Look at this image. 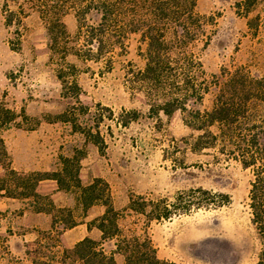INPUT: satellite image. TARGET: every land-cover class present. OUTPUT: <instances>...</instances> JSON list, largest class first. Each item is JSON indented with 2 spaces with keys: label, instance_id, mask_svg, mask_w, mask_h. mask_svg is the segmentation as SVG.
<instances>
[{
  "label": "rangeland",
  "instance_id": "obj_1",
  "mask_svg": "<svg viewBox=\"0 0 264 264\" xmlns=\"http://www.w3.org/2000/svg\"><path fill=\"white\" fill-rule=\"evenodd\" d=\"M237 1L197 0V10L213 16V23L206 26L207 37L192 46L208 80L220 76L223 68L239 66L264 75V1L248 15L237 9ZM19 2L23 0H8L10 10L18 11ZM3 3L0 0V104L17 113L16 120L3 129L4 138L14 129L36 130L37 140L58 148L56 166L47 172H61L72 192L76 187L63 170L61 157L77 164L76 158L95 154L103 176L98 178L109 186L124 232L147 233L160 258L178 264H254L259 240L249 208L251 169L209 146L207 136L200 140L205 132L190 127L181 111L150 112L145 93L132 81V71L142 69L146 61L141 35L130 33L123 48L85 60L74 54L82 41L76 38L78 23L72 10L63 17L68 36L53 52L46 22L37 10L18 11L16 23L8 26ZM251 18L256 19L254 27L248 24ZM13 44L18 48L13 49ZM59 74L77 81L79 88L63 85ZM214 92L211 85L202 103L190 107L210 110ZM133 112L137 117L123 125ZM209 129L216 131L215 126ZM95 139L103 142L101 147ZM131 196L139 202L142 196L148 204L166 201L173 213L170 218L148 221L129 208ZM22 205H5L0 198V208L9 206L0 215V264H33L34 260L81 264L71 251L52 247L61 222L56 233L41 234L42 243L9 242L8 229L22 230L17 228ZM58 208L54 209L57 220L70 210L65 207L59 212ZM113 243H106L105 249H112ZM120 262L124 264L123 255Z\"/></svg>",
  "mask_w": 264,
  "mask_h": 264
},
{
  "label": "trees",
  "instance_id": "obj_2",
  "mask_svg": "<svg viewBox=\"0 0 264 264\" xmlns=\"http://www.w3.org/2000/svg\"><path fill=\"white\" fill-rule=\"evenodd\" d=\"M264 0H239L237 9L248 15ZM35 9L46 22L51 50L57 51L62 40L68 36L63 17L72 10L77 18L76 38L82 41L74 54L81 59L101 58L115 47L123 48L130 33H138L146 42L145 66L132 71V81L142 90L150 105V112H163L171 115L181 111L187 118V124L205 133L209 146L218 147L238 160L244 168L251 169L252 180L249 190V208L251 222L257 232L259 248L254 264H264V75H255L243 66L232 70L223 68L220 76L213 75L212 80L205 77L203 66L192 50L193 44L206 35V26L213 23L212 15L197 10V0H23L18 11L27 14L25 9ZM18 11L10 10L8 0H4L3 12L8 26L16 23ZM92 15L94 19L90 18ZM15 31L19 34L21 21ZM256 19H249V26H255ZM207 37V35H206ZM19 43V42H18ZM13 49L18 46L12 45ZM67 50V46H65ZM66 55H63V59ZM69 64V63H67ZM74 67V65H71ZM62 70V69H61ZM63 85L70 83L78 89L77 81H69L59 74ZM215 88L213 105L210 110L190 107L201 104L204 94ZM137 117L123 120L127 125ZM17 113L0 104V197L28 200L36 212H46L53 216V226L60 222L62 228L76 223L71 211L57 220L56 206L48 195L37 191V184L46 178L56 179L59 186L69 190L61 172L19 171L13 168L2 131L14 122ZM215 126L216 131H211ZM33 129V128H31ZM209 136V137H208ZM101 147L102 141L95 139ZM63 170L81 191V198L87 208L95 201L105 205V212L92 220L91 225L100 229L101 240L86 237L79 241L72 254L84 264H117L114 254L124 256V264H178L162 259L151 237L145 233L130 235L120 225L121 213L115 209L108 184L102 178H96L88 185H82L78 177L79 159L61 157ZM72 163V164H71ZM76 168V171H73ZM99 184H104L99 187ZM107 190V192H105ZM223 196V195H222ZM225 200L228 196L224 195ZM141 202L130 197L129 208L145 215L148 221L170 218L172 204H148L142 196ZM151 207L147 211L146 207ZM59 212L64 208H58ZM3 212L0 211V215ZM114 240V247L106 252L103 243ZM66 252V251H65ZM33 264H37L36 260Z\"/></svg>",
  "mask_w": 264,
  "mask_h": 264
},
{
  "label": "crops",
  "instance_id": "obj_3",
  "mask_svg": "<svg viewBox=\"0 0 264 264\" xmlns=\"http://www.w3.org/2000/svg\"><path fill=\"white\" fill-rule=\"evenodd\" d=\"M33 130L27 132L22 129H14L9 132L8 136L4 138L7 149L10 154L11 164L14 169L19 171H50L55 168L57 151L54 145H50L47 142L39 141L36 139ZM80 168L78 171V177L82 185H88L94 181L95 178L103 177L99 172L98 157L87 154L81 160H79ZM37 191L41 194L48 195L53 204L56 207L69 208L73 219L76 223L68 228H60L52 247L59 252L71 251L75 245L86 237H90L94 240H101V231L95 225H91L90 222L105 212V205L95 201L87 208L81 198L80 189L76 188L73 192L72 189L66 190L59 186L56 179L46 178L42 179L37 184ZM5 205L9 203H19L21 207L20 214L18 215V227L21 231L18 232L11 227L7 231V239L9 242L14 241H44L41 234H54L57 226H53V216L50 213L43 211L36 212L32 208V205L28 202V207L25 205V201L19 198L0 197ZM9 209V206L0 208V211L5 212ZM11 211V210H10ZM112 240L104 241L103 246L106 248V243ZM114 247V243L112 248ZM106 250V249H105ZM111 249L106 250L110 252ZM120 256L122 254L115 253L114 257L117 264H123L120 262ZM55 258H53L54 260ZM79 263L84 264L82 260L75 257ZM63 259L57 260L59 263Z\"/></svg>",
  "mask_w": 264,
  "mask_h": 264
}]
</instances>
